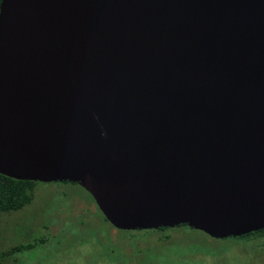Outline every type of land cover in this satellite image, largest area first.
Returning a JSON list of instances; mask_svg holds the SVG:
<instances>
[{
	"label": "water",
	"instance_id": "water-1",
	"mask_svg": "<svg viewBox=\"0 0 264 264\" xmlns=\"http://www.w3.org/2000/svg\"><path fill=\"white\" fill-rule=\"evenodd\" d=\"M0 174L120 231L264 230V0H2Z\"/></svg>",
	"mask_w": 264,
	"mask_h": 264
},
{
	"label": "rangeland",
	"instance_id": "rangeland-1",
	"mask_svg": "<svg viewBox=\"0 0 264 264\" xmlns=\"http://www.w3.org/2000/svg\"><path fill=\"white\" fill-rule=\"evenodd\" d=\"M92 203L78 185L39 184L30 205L0 212V252L37 242L3 264H264V239L217 240L183 227L161 241L115 229Z\"/></svg>",
	"mask_w": 264,
	"mask_h": 264
},
{
	"label": "trees",
	"instance_id": "trees-1",
	"mask_svg": "<svg viewBox=\"0 0 264 264\" xmlns=\"http://www.w3.org/2000/svg\"><path fill=\"white\" fill-rule=\"evenodd\" d=\"M0 0V4H1ZM64 184H73L69 182H63ZM60 183V184H63ZM39 184H44L40 182H34V181H20L16 179H12L9 177H6L2 174H0V212L1 213H12L17 212L22 209H24L27 205H30L34 198V193ZM54 184V183H50ZM58 184V183H57ZM78 185V184H73ZM79 186V185H78ZM83 189V188H82ZM84 190V189H83ZM85 191V190H84ZM90 196L92 202L94 203L95 210L100 211L92 198V196L88 193ZM92 203V204H93ZM87 210V209H85ZM101 212V211H100ZM102 214V213H101ZM92 215V214H90ZM103 216V214H102ZM104 217V216H103ZM104 220L108 222L105 217ZM109 223V222H108ZM110 224V223H109ZM187 227V226H179L174 229L170 228H162L159 230H151V231H134V232H127L131 234H138V233H145L147 236H151L152 234H158L159 239L161 241H169L171 237V233L177 229ZM189 228V227H187ZM191 229V228H189ZM193 230V229H191ZM195 231V230H194ZM229 239H243L247 240L249 242L256 241L258 239H264V230H261L259 232H254L249 235L239 237V238H229ZM43 242V241H41ZM36 243L28 244V245H22L18 247L11 248L7 251L0 252V264H3V261L6 259H9V257H12L13 255L20 253L25 250H32L35 248Z\"/></svg>",
	"mask_w": 264,
	"mask_h": 264
}]
</instances>
